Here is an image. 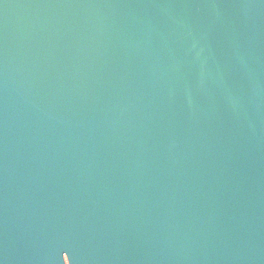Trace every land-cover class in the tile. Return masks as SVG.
Returning <instances> with one entry per match:
<instances>
[{
    "label": "water",
    "instance_id": "95a60500",
    "mask_svg": "<svg viewBox=\"0 0 264 264\" xmlns=\"http://www.w3.org/2000/svg\"><path fill=\"white\" fill-rule=\"evenodd\" d=\"M0 264H264V0H0Z\"/></svg>",
    "mask_w": 264,
    "mask_h": 264
}]
</instances>
